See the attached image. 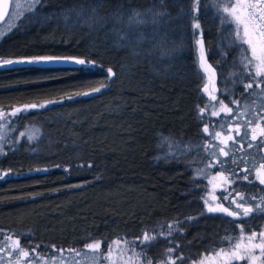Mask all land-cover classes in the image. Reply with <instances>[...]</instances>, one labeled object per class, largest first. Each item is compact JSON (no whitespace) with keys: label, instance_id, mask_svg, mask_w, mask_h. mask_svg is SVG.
<instances>
[{"label":"trees","instance_id":"16d2710c","mask_svg":"<svg viewBox=\"0 0 264 264\" xmlns=\"http://www.w3.org/2000/svg\"><path fill=\"white\" fill-rule=\"evenodd\" d=\"M30 2L12 0L0 25V58L75 57L95 65L0 67V112L37 105L4 118L0 264H98L102 257L94 259L85 245L101 241L105 254L114 240L140 253V264H161L169 255L183 257L175 264H196L241 233L236 225L244 232L264 225V213L243 217L232 203L264 206V186L255 179L264 150L248 147L247 124L264 115V98L255 86L245 92L241 45L216 0H199L198 13L194 0H42L29 12ZM161 10L165 15L153 23ZM134 12L143 23H130ZM199 36L216 70L218 100L235 118H200L206 99ZM205 126L210 135L225 130L238 142L225 148ZM215 174L227 177L216 202L242 219L208 212L207 181ZM170 224L174 230L166 235ZM146 232L157 238L141 243ZM16 240L29 257L19 256Z\"/></svg>","mask_w":264,"mask_h":264},{"label":"snow or ice","instance_id":"6c2138e0","mask_svg":"<svg viewBox=\"0 0 264 264\" xmlns=\"http://www.w3.org/2000/svg\"><path fill=\"white\" fill-rule=\"evenodd\" d=\"M42 0H31V2L28 4L27 11L31 12L35 9L37 5H40ZM161 4H163L164 0H160ZM199 0H194L193 10L198 13L199 11ZM217 8L220 7V0H216ZM9 9V0H0V19H3L8 14ZM224 12L228 14V16L231 17V21L226 22H234L235 28V41L234 43L238 42L241 47L240 51L242 54V60L241 63L243 64L244 69L248 73V82L244 84L245 92H247L248 89H252L253 86L260 89V97L264 98V0H236L235 3H231L230 0L225 4L224 6ZM165 13L163 10L153 13V23H159L158 20L155 19L156 16H163ZM139 18V19H138ZM193 18V28L194 29H200V24L198 22L197 17ZM130 23L135 22L137 24L143 23L142 14L140 12H134L133 15L129 18ZM195 35V33H194ZM123 38V37H122ZM200 44V54H201V67L206 72H211L212 76L215 77L216 73L212 70V67L207 64L206 62V56H205V48L203 44V40L198 41ZM246 45L247 47H243ZM55 62H71L75 65H82V66H89V65H95L94 61L75 58V57H53V56H40V57H33L29 59H21V60H12V59H4L0 58V67L14 65V64H48V63H55ZM108 77L111 78L114 73L111 68L108 70ZM106 85H102L101 87H105ZM205 92H207V85H205V88L203 89ZM93 92H99L101 91V88H94L92 89ZM250 95H255V93H249ZM82 95H89V93L85 92L82 93ZM71 98V97H69ZM210 99L212 101H217L218 97L215 95H210ZM56 101H49V103H55ZM219 107L221 111L228 115H232L233 118H235V113L233 111V108L229 107L224 103L223 99H219ZM233 104H239V101L233 100ZM37 105H26L24 106V109L17 108L15 109L11 115L15 116L21 111L27 110L28 108H35ZM40 107H44V105H40ZM209 107H215V105H209L205 104L204 107L200 108L201 116L200 118L203 119V114L205 113L206 109ZM245 112H247V109H245ZM213 116H218L219 113L216 111H212L211 113ZM0 118H3V113L0 112ZM260 121H264V115H260L257 117L255 123L253 120H248L247 124L252 126V136L251 140L253 143H249L248 147H257L259 150H264V125L261 124ZM229 125L231 126V122H229ZM259 129V131H257ZM204 133L207 135L209 134V127L205 126L203 129ZM23 136L24 133H21ZM235 135L241 136V130L240 126H235ZM215 136L219 137L221 136L220 132H216ZM0 139H3V137H0ZM29 140L32 139V137H28ZM228 141H231L232 143H237L238 141L235 140L234 136L228 135L226 139H222V143L225 144V148L228 146ZM243 147V146H241ZM220 151L223 153V155L228 156V151L225 149H220ZM235 163V161H233ZM223 163V162H221ZM210 167L212 165H209ZM248 169H245L247 171ZM8 173H4L2 176H0V179H3L5 176H7ZM256 176L259 180L260 184L264 185V158H262L261 163L259 165V168L256 169ZM223 179L227 180V177H222ZM244 180H249L248 176L243 177ZM231 182V181H230ZM251 182V181H249ZM228 196L222 197V199H228ZM215 199V198H214ZM240 199L243 200L244 197L241 195ZM207 204V201H205ZM232 203L236 205L237 208L242 209L243 217L249 216L250 213H253L254 211H259L261 213H264V206L261 204H257L254 207L253 206H245L242 203L237 202V200L233 199ZM208 212L214 213V212H221L227 216L233 217L234 219H242L243 217L240 216L239 213H236L234 211L229 210V208L224 207L223 205H218L216 207L208 206L207 208ZM236 227L241 228V234L243 236L244 234V228L242 225L238 224ZM174 230L173 225H168V232L166 235H171L172 231ZM157 237L155 235H151L149 233H144L143 238L141 239V243L151 242L154 241ZM226 240L230 242V248L231 251H228L226 249H221L218 252H214V256H221L223 255L226 259L224 264H231L232 260L240 261L245 259H250L253 264L256 259L259 257L253 255V250L258 248L260 250V256H264V231H261L259 233L252 232L250 236H248V244L244 245L242 243H235L232 244V237H225ZM258 241V242H257ZM16 249L19 251V256L21 257H29V250H25L21 245L19 240H16L15 242ZM101 241H95V242H89L85 245V247L92 252L96 253V256L94 259L100 260L101 257H103V253L101 250ZM118 243V241L114 242ZM36 248H39V245L35 246ZM53 250L56 251L55 246L53 245ZM176 247H179L178 245ZM32 252H35V248L31 250ZM71 251L74 252L76 255H80L79 252H77L75 249H72ZM174 248H168L167 253L174 252ZM63 252V250H61ZM108 255H111V247L109 249ZM135 256H140V253H134ZM39 258V257H38ZM182 260V256L178 257H171L168 256L167 261H162L161 264H175L176 260ZM207 259H212V257H207ZM16 264H19V260L17 259ZM147 264H152L150 260H147ZM203 264V262H201Z\"/></svg>","mask_w":264,"mask_h":264},{"label":"rangeland","instance_id":"374dc122","mask_svg":"<svg viewBox=\"0 0 264 264\" xmlns=\"http://www.w3.org/2000/svg\"><path fill=\"white\" fill-rule=\"evenodd\" d=\"M227 2H228V0H223L220 4V9H221L224 17L226 18V21H231V17L228 16V14L224 12V6ZM230 2L235 3L236 0H230ZM229 24H231V26H232V34H233V37H235V33H234L235 23L231 22ZM245 47H247V46L245 45ZM22 59H29V58H22ZM19 60H21V59H19ZM48 64H52V63H48ZM53 64H73V63H71V62H55ZM205 85H207V89H208L207 92H205L203 90L205 88ZM202 90H203V94H204L205 99H206V103L209 105H215L214 108L209 107L208 109H206V111L203 115L208 117V118L216 117V116H213L211 114L212 111L218 112L219 115L226 114L223 111H221V109L219 107L218 100L212 101L210 99V95L217 96V92H216V86H215L214 82L211 81V79L209 77H207L206 75H205V82H204ZM24 106H26V105H23V106H20L17 108L24 109ZM17 108L3 112V118H0V137L5 138V135L7 132V128L5 127V124H4V118L11 115V113ZM28 109H31V108H28ZM231 127H232V125L231 126L228 125V128H231ZM216 132H220L221 136H219V137L215 136ZM216 132H213L211 135L209 134L208 137L211 136L213 138V140L217 142V144L223 145L225 147V144L222 143L221 141H222V139H226L228 135H232V133H228L225 130H222V131L218 130ZM30 135H31L30 133H27L26 136H30ZM1 140L2 139H0V143H1ZM30 149L34 150L35 148H30ZM3 174L4 173H2L1 175H3ZM255 179L259 182V180L257 179V176H256V171H255ZM225 183H226L225 179H223L221 175L215 174V175L209 176L208 181H207V187H208V194H207V198H206V201H207L206 206L207 207L208 206L216 207L219 205L216 202V200L214 199L215 198V192L218 189H220L221 186H223ZM261 231H264V225H262L260 227V229L255 231V232L259 233ZM252 232H254V231L244 232L243 236L241 233H239L236 237H234L232 239L231 243L232 244L242 243L244 245H247L248 244V236H250ZM116 241H118V243H114ZM229 245H230V242L227 241V244H225V245L215 249L214 251L202 256L196 264H201V262H203V264H224L226 258L223 255H221L219 257L214 256V252H218L222 248L226 249L228 251H231L232 249L230 248ZM110 247H111V255L109 256L108 252H109ZM253 255L259 257L258 259L255 260L254 264H264V256H260V250L258 248L253 250ZM207 257H212V259H207ZM240 261H243L245 264H253V262L250 259H245V260H240ZM98 264H140V263L138 261V258L134 255V253L129 251L128 247L125 245L124 242L119 241V240H114L110 244L107 252L103 255L102 260Z\"/></svg>","mask_w":264,"mask_h":264},{"label":"water","instance_id":"95a60500","mask_svg":"<svg viewBox=\"0 0 264 264\" xmlns=\"http://www.w3.org/2000/svg\"><path fill=\"white\" fill-rule=\"evenodd\" d=\"M11 5H12V0H9V9H8V14L3 18V19H0V25H2L8 18L9 16V13H10V10H11ZM200 40H203V38L201 36H199L197 38V59H198V65H199V68L200 70L207 76L211 79V81L215 82L216 81V75L215 77L212 76V73L211 72H206L202 67H201V54H200V44L198 43V41ZM203 44H204V41H203ZM204 48H205V45H204ZM205 56H206V62L208 65H210L212 67V70L216 73V70L214 68V66L209 62L208 58H207V54H206V49H205Z\"/></svg>","mask_w":264,"mask_h":264}]
</instances>
